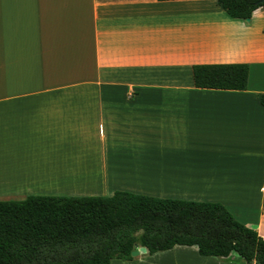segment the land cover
<instances>
[{
	"label": "crops",
	"instance_id": "crops-1",
	"mask_svg": "<svg viewBox=\"0 0 264 264\" xmlns=\"http://www.w3.org/2000/svg\"><path fill=\"white\" fill-rule=\"evenodd\" d=\"M249 20L215 0H0V201L220 203L264 240V9ZM230 64L245 91L194 87L193 66ZM110 264L247 263L175 246Z\"/></svg>",
	"mask_w": 264,
	"mask_h": 264
},
{
	"label": "trees",
	"instance_id": "trees-1",
	"mask_svg": "<svg viewBox=\"0 0 264 264\" xmlns=\"http://www.w3.org/2000/svg\"><path fill=\"white\" fill-rule=\"evenodd\" d=\"M174 1V0H159ZM230 19H250L264 0H215ZM246 64L195 65L197 89L245 91ZM264 106V94L259 97ZM141 243H136V234ZM196 246L201 256L264 264V240L220 203L163 199L115 191L111 196H28L0 201V264H110Z\"/></svg>",
	"mask_w": 264,
	"mask_h": 264
},
{
	"label": "water",
	"instance_id": "water-1",
	"mask_svg": "<svg viewBox=\"0 0 264 264\" xmlns=\"http://www.w3.org/2000/svg\"><path fill=\"white\" fill-rule=\"evenodd\" d=\"M250 20L249 19H246V22H249ZM136 243L137 244H140L141 243V234H136ZM149 253V250L148 248L146 247H143V246H138L137 250L133 251L132 252V256L133 257H136V256H139V255H144V254H148Z\"/></svg>",
	"mask_w": 264,
	"mask_h": 264
},
{
	"label": "rangeland",
	"instance_id": "rangeland-1",
	"mask_svg": "<svg viewBox=\"0 0 264 264\" xmlns=\"http://www.w3.org/2000/svg\"><path fill=\"white\" fill-rule=\"evenodd\" d=\"M75 189H77V188H75Z\"/></svg>",
	"mask_w": 264,
	"mask_h": 264
}]
</instances>
